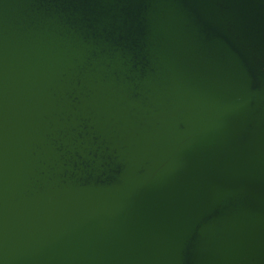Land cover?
Here are the masks:
<instances>
[{
  "label": "water",
  "instance_id": "1",
  "mask_svg": "<svg viewBox=\"0 0 264 264\" xmlns=\"http://www.w3.org/2000/svg\"><path fill=\"white\" fill-rule=\"evenodd\" d=\"M0 264H264V0H0Z\"/></svg>",
  "mask_w": 264,
  "mask_h": 264
}]
</instances>
